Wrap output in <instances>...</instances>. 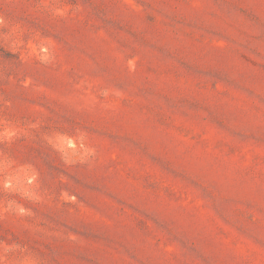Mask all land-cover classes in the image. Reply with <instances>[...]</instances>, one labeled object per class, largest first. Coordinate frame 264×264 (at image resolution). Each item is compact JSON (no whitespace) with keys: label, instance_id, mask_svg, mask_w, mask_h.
I'll use <instances>...</instances> for the list:
<instances>
[{"label":"rangeland","instance_id":"374dc122","mask_svg":"<svg viewBox=\"0 0 264 264\" xmlns=\"http://www.w3.org/2000/svg\"><path fill=\"white\" fill-rule=\"evenodd\" d=\"M0 264H264V0H0Z\"/></svg>","mask_w":264,"mask_h":264}]
</instances>
